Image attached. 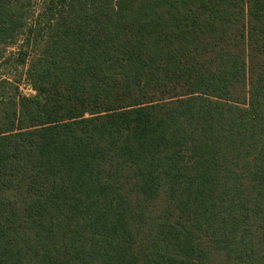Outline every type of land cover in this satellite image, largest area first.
I'll list each match as a JSON object with an SVG mask.
<instances>
[{
    "label": "trees",
    "instance_id": "trees-1",
    "mask_svg": "<svg viewBox=\"0 0 264 264\" xmlns=\"http://www.w3.org/2000/svg\"><path fill=\"white\" fill-rule=\"evenodd\" d=\"M143 1L242 25L247 42L68 0L45 4L126 31L243 56L247 72L3 12L0 26L247 87V104L20 50L21 60L163 99L133 105L30 80L31 99L40 105L54 99L92 113L67 118L0 102L1 115L31 125L0 132V264H264V0H246L245 14L196 0Z\"/></svg>",
    "mask_w": 264,
    "mask_h": 264
},
{
    "label": "rangeland",
    "instance_id": "rangeland-1",
    "mask_svg": "<svg viewBox=\"0 0 264 264\" xmlns=\"http://www.w3.org/2000/svg\"><path fill=\"white\" fill-rule=\"evenodd\" d=\"M68 1L97 6L140 18L187 28L238 44H246L247 42V29L242 25L218 21L203 16L190 15L143 0ZM196 1L239 14H245L247 10L246 0ZM45 2L46 0H0V12L18 16L30 22L73 29L103 38L114 40L130 38L143 42L151 46V48L154 47L157 50H163L176 56L233 69L235 71L247 72V58L243 56L202 46L169 41L165 38L151 37L129 30L126 31L124 28L115 24L50 7ZM0 48L4 50L0 53V102L45 110L67 118L88 116L92 111L54 99H48L46 104L40 105L31 99L35 95V92L27 82L37 80L93 94L115 97L133 105L151 103L162 100L163 98L152 93L57 70L30 60H21L18 58V52L20 50H28L40 55L62 56L88 64L117 69L165 83L181 85L195 90L198 93L241 105H246L248 101L247 87L235 86L222 81L107 55L98 50L45 35L31 33L26 30L0 26ZM16 79L22 80L21 83L16 82ZM30 126L19 120L10 119L0 114V132L2 133L18 131Z\"/></svg>",
    "mask_w": 264,
    "mask_h": 264
}]
</instances>
